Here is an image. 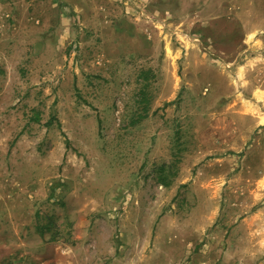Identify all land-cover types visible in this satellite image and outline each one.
Segmentation results:
<instances>
[{"label": "rangeland", "instance_id": "1", "mask_svg": "<svg viewBox=\"0 0 264 264\" xmlns=\"http://www.w3.org/2000/svg\"><path fill=\"white\" fill-rule=\"evenodd\" d=\"M0 264H264V0H0Z\"/></svg>", "mask_w": 264, "mask_h": 264}, {"label": "trees", "instance_id": "2", "mask_svg": "<svg viewBox=\"0 0 264 264\" xmlns=\"http://www.w3.org/2000/svg\"><path fill=\"white\" fill-rule=\"evenodd\" d=\"M50 122H51V119H50V121L48 123H50Z\"/></svg>", "mask_w": 264, "mask_h": 264}]
</instances>
